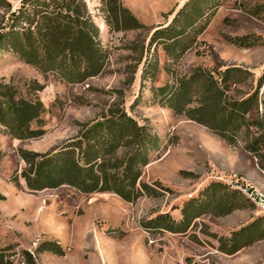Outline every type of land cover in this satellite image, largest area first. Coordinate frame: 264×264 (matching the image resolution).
Instances as JSON below:
<instances>
[{
  "label": "rangeland",
  "instance_id": "rangeland-1",
  "mask_svg": "<svg viewBox=\"0 0 264 264\" xmlns=\"http://www.w3.org/2000/svg\"><path fill=\"white\" fill-rule=\"evenodd\" d=\"M8 1L12 11L22 3ZM84 1L105 55L99 75L70 83L0 48V90L43 108L39 121L30 125L40 137L18 139L0 123V247L34 253L52 242L62 249L63 255L36 254L39 264H264V212L250 198L252 192L264 196L251 183H262L258 160L244 149V141L232 147L177 114L159 91L166 86V93L172 92L198 69L218 78L225 69L239 67L250 74L231 82L229 94L244 96L263 77L262 97L264 0H199L210 12L208 23H200L205 29H191L168 50L161 39L152 44L150 39L172 27L190 0ZM115 3L130 10L137 27L117 30L108 9ZM10 13L0 9V28ZM120 111L159 138L139 180L154 187L156 196L128 202L113 192L82 193L68 185L28 189L22 152L56 153L80 137L86 125ZM127 150L121 147L113 157L120 159ZM214 184H219L217 196L227 194L237 210L225 215L218 197L184 233L166 230L167 222L182 221L190 204L209 202Z\"/></svg>",
  "mask_w": 264,
  "mask_h": 264
},
{
  "label": "trees",
  "instance_id": "trees-1",
  "mask_svg": "<svg viewBox=\"0 0 264 264\" xmlns=\"http://www.w3.org/2000/svg\"><path fill=\"white\" fill-rule=\"evenodd\" d=\"M198 1L186 3L175 16L173 26L155 31L150 43L161 39L168 50L173 43L182 42L180 39L191 29L202 32L206 25L200 23L204 19L205 24L208 23L210 12ZM0 9L11 11L0 28V48L12 50L24 62L43 72H56L70 83H82L101 73L105 55L99 43L98 27L84 0H22L16 11H12L8 0H0ZM108 9L115 18L117 30L137 27L138 22L130 10L121 4H109ZM110 21L108 19L107 23ZM127 22H131V26ZM248 73L233 67L215 78L213 73L198 69L179 80L172 92L166 93V86L159 91L167 97L169 108L207 127L230 146L237 147L244 141V149L258 160L264 173V94L259 96L263 77L257 87L244 96L237 98L229 94L230 83H240ZM42 109L41 105L16 100L9 91L0 90V123L18 139L41 136V131L31 129L30 125L39 121ZM158 142L156 135L126 112H113L103 120L86 125L80 137L56 153L22 152L28 166L22 176L28 189L33 191L68 185L82 193L113 192L133 202L144 195L158 193L154 187L139 182L141 168L150 163ZM125 146L128 150L123 157L114 158L118 149ZM217 187L219 184L208 189L212 192L209 202L190 204L183 212L182 221L167 222L166 230L184 233L191 220L218 197V202L225 207V215L237 210L227 194L217 196ZM16 248L0 247V264H39L35 255L44 252L63 255L62 249L52 242L40 244L34 253L17 252Z\"/></svg>",
  "mask_w": 264,
  "mask_h": 264
},
{
  "label": "built area",
  "instance_id": "built-area-1",
  "mask_svg": "<svg viewBox=\"0 0 264 264\" xmlns=\"http://www.w3.org/2000/svg\"><path fill=\"white\" fill-rule=\"evenodd\" d=\"M250 198L254 201L264 212V196L256 192L250 194Z\"/></svg>",
  "mask_w": 264,
  "mask_h": 264
},
{
  "label": "crops",
  "instance_id": "crops-1",
  "mask_svg": "<svg viewBox=\"0 0 264 264\" xmlns=\"http://www.w3.org/2000/svg\"><path fill=\"white\" fill-rule=\"evenodd\" d=\"M263 173V172H262ZM262 179V183H259L258 181H255V179L253 180V182L251 181V183L258 189V190H262L264 191V173L263 175L259 176Z\"/></svg>",
  "mask_w": 264,
  "mask_h": 264
}]
</instances>
